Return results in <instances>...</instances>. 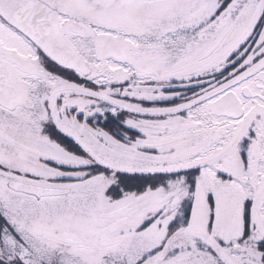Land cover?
<instances>
[{"label":"snow or ice","instance_id":"6c2138e0","mask_svg":"<svg viewBox=\"0 0 264 264\" xmlns=\"http://www.w3.org/2000/svg\"><path fill=\"white\" fill-rule=\"evenodd\" d=\"M0 264H264V0H0Z\"/></svg>","mask_w":264,"mask_h":264}]
</instances>
